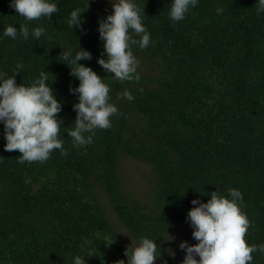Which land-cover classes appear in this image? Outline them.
Instances as JSON below:
<instances>
[{
    "label": "trees",
    "instance_id": "obj_1",
    "mask_svg": "<svg viewBox=\"0 0 264 264\" xmlns=\"http://www.w3.org/2000/svg\"><path fill=\"white\" fill-rule=\"evenodd\" d=\"M56 3L50 19L27 21L10 0H0V34L9 25L45 30L39 40H24L19 31L15 40L0 39V73L11 76L23 65L16 82L31 84L48 71L63 105L58 118L64 120L60 136L67 151L21 164L19 150H5L0 123V264H73L74 256L87 254L80 249L85 239L92 255L86 264H116L126 260V235L173 236L189 225L193 199L206 203L207 193L227 196L230 188L243 194L241 210L250 221L246 241L264 244V14H256V0H199L179 22L169 19L171 0H135L150 44L133 47L143 65L137 68L140 80L131 82L113 80L97 63L103 52L98 21L112 7L90 0L82 32L67 26L82 0ZM79 44L92 53L79 63L106 78L118 108L111 127L96 129L84 148L73 147L67 134L78 102L69 86L79 81L60 56L62 48L75 51ZM125 88L134 100L118 98ZM126 160L150 167L147 201L139 199L134 180L127 189L121 176ZM167 246V264H179ZM252 255V264H264V254Z\"/></svg>",
    "mask_w": 264,
    "mask_h": 264
},
{
    "label": "clouds",
    "instance_id": "obj_2",
    "mask_svg": "<svg viewBox=\"0 0 264 264\" xmlns=\"http://www.w3.org/2000/svg\"><path fill=\"white\" fill-rule=\"evenodd\" d=\"M110 3L112 13L98 21L103 52L97 63L105 73L114 74L110 76L113 80L139 81V60L133 54V47L146 49L150 44V33L142 21V10L135 0H110ZM198 4L199 0H171L169 19L172 22L182 21ZM9 6L27 21L50 19L58 12L56 0H10ZM89 6L90 0H82L70 12L67 19L70 29L86 31L84 24L87 20L82 14ZM255 6L258 16L264 14V0H256ZM222 11L223 9L217 8L218 13ZM18 31L24 40H28L30 35L32 39L39 40L45 30L35 27L30 33L26 25L21 24L19 29L9 25L0 34V39L8 37L15 40ZM62 49L60 56L70 67V75L79 81L78 86H69V93L76 95L78 102L72 106L76 118L72 124L74 127H67V134L73 147L84 148L93 142L96 129L111 127V117L118 114V108L111 102L106 78L98 75L91 67L79 63L81 60H91L92 53L83 49L80 44L75 51L70 48ZM21 70L23 65L17 64L16 71L11 76L6 77L0 73V123L4 126L5 150H19L22 155L17 160L21 164L42 163L50 158L54 150L67 155L60 136L64 120L58 118L63 105L51 87L48 71L41 70L31 84H17L16 75ZM118 98L134 100L127 88L118 94ZM206 196H210L206 203L199 198L191 201L194 207L188 211L186 220L193 229L192 237L197 243L180 242L178 247L185 252L180 264H252V253L264 254V244L250 245L245 239L250 221L241 210V191L230 188L227 196L220 194L219 190L207 193ZM126 236L131 240L124 250L126 260L121 259L116 264H155L158 259L167 264L162 246L165 242H173L174 236L168 232L167 238L163 235L155 238L141 236L133 240L129 235ZM158 238H162L159 245L156 242ZM80 249L87 254L74 256L73 264H86L85 258L92 256L89 240H83ZM168 255L175 258V251L169 248Z\"/></svg>",
    "mask_w": 264,
    "mask_h": 264
},
{
    "label": "rangeland",
    "instance_id": "obj_3",
    "mask_svg": "<svg viewBox=\"0 0 264 264\" xmlns=\"http://www.w3.org/2000/svg\"><path fill=\"white\" fill-rule=\"evenodd\" d=\"M102 9H105L111 6L110 0H102ZM101 9V10H102ZM143 63L139 60L138 67L142 66ZM127 177L125 185L128 190H131L133 187V180L137 185L136 192L139 193L141 200L147 201V197L150 196V191L152 189V171L148 165H144L132 160L124 161L121 170V176ZM135 194V193H134ZM192 231L190 224L182 227L172 233L175 237V240L171 243H168V249L171 248L175 251V260L180 262L184 259L185 252L179 249V244L182 241H188L189 244H195L197 241L192 237ZM199 259V257H197ZM163 264V262L159 263Z\"/></svg>",
    "mask_w": 264,
    "mask_h": 264
}]
</instances>
